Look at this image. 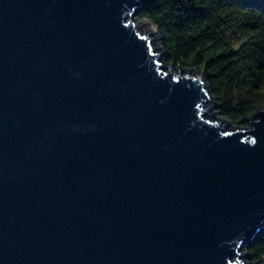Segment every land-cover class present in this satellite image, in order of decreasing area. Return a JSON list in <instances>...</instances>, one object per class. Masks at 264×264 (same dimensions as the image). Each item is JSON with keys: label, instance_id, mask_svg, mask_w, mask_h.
Wrapping results in <instances>:
<instances>
[{"label": "water", "instance_id": "1", "mask_svg": "<svg viewBox=\"0 0 264 264\" xmlns=\"http://www.w3.org/2000/svg\"><path fill=\"white\" fill-rule=\"evenodd\" d=\"M147 2L0 0V264H256L264 106L211 118Z\"/></svg>", "mask_w": 264, "mask_h": 264}, {"label": "trees", "instance_id": "2", "mask_svg": "<svg viewBox=\"0 0 264 264\" xmlns=\"http://www.w3.org/2000/svg\"><path fill=\"white\" fill-rule=\"evenodd\" d=\"M137 13L156 26L169 63L206 73L216 110L233 125L264 106V0H149ZM247 250L263 258L264 229Z\"/></svg>", "mask_w": 264, "mask_h": 264}, {"label": "rangeland", "instance_id": "3", "mask_svg": "<svg viewBox=\"0 0 264 264\" xmlns=\"http://www.w3.org/2000/svg\"><path fill=\"white\" fill-rule=\"evenodd\" d=\"M131 17L134 20V22L136 23V25H137V27H138V29L140 31H147L148 32L149 29H150V27H152V28H154L156 30V28H155L156 26L148 18L141 17L137 13V11ZM146 19H148L150 22L148 20H146ZM150 36H151V43H152V40H153V43L155 44V46H157L158 48H160V50H158V52H160V54H159L160 58L163 59L164 62H166L167 60L165 58V50L163 49V47L160 44L157 30L154 32L153 35L151 33ZM166 64L167 65H170V63L168 61L166 62ZM172 65L177 66L174 63ZM202 73L205 76L206 73L203 72V71H202ZM217 103L218 102H217L216 98L212 95L211 103H205V106H208L209 104L211 105V108H212V110L214 112L213 114H210V117L211 118H218L219 120H222V122H223L224 119L221 118V117H224V116L220 115L218 113V111L216 110ZM230 124L233 126L232 123H230ZM241 257H242V259H244L245 261H247L249 263L253 262V261L250 260L251 258L249 257V252L247 250V243L242 246V249H241ZM254 261H255L256 264H264V256H263V258L261 260H254Z\"/></svg>", "mask_w": 264, "mask_h": 264}, {"label": "bare ground", "instance_id": "4", "mask_svg": "<svg viewBox=\"0 0 264 264\" xmlns=\"http://www.w3.org/2000/svg\"><path fill=\"white\" fill-rule=\"evenodd\" d=\"M149 31H152L151 33L153 35L156 30L154 28L150 27ZM152 44H153V47H154L155 50H157V51L160 50V48L155 46V44L153 43V40H152ZM159 59H160L161 63L163 64V68H167V67L170 66V65H167L166 62H164L163 59H161L160 57H159ZM172 69L177 71L178 67L177 66L175 67L174 65H172ZM209 96H210V98H212V95H209ZM205 103H211V100H209V102L206 100ZM221 118H223V117H221ZM223 119H224L223 122L225 123L226 119L225 118H223ZM228 126H231V125L229 124Z\"/></svg>", "mask_w": 264, "mask_h": 264}]
</instances>
